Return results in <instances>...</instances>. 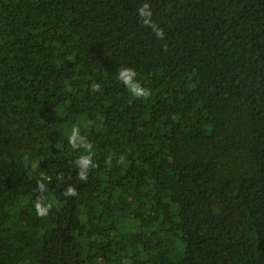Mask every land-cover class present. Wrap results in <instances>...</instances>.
<instances>
[{"label":"trees","instance_id":"16d2710c","mask_svg":"<svg viewBox=\"0 0 264 264\" xmlns=\"http://www.w3.org/2000/svg\"><path fill=\"white\" fill-rule=\"evenodd\" d=\"M0 264H264V0H0Z\"/></svg>","mask_w":264,"mask_h":264},{"label":"clouds","instance_id":"9594fccd","mask_svg":"<svg viewBox=\"0 0 264 264\" xmlns=\"http://www.w3.org/2000/svg\"><path fill=\"white\" fill-rule=\"evenodd\" d=\"M148 9V5L145 4L143 7H141L139 9V15L144 18V17H150V13L147 12ZM143 23L145 25H148L150 27L153 28V31L155 32V35L160 38L163 39L164 38V32L161 28L155 26L150 19L145 18L143 19ZM136 77V71L134 68L132 67H122L119 72H118V79L128 88V90L131 92V94L137 98H145L151 95V91L150 89H147L145 87H143L139 81H137L135 79ZM92 90L93 91H99L100 90V85L98 83H93L92 84ZM77 137H78V129H73L72 135L70 137V143L73 144V147L77 146ZM81 143H83V141H81ZM85 147H87L88 149H91V145L90 144H85ZM85 166H87L90 163V160L88 159H84L81 161ZM107 163H111V157L108 158V160L106 161ZM118 163H123V157L120 158V160L118 161ZM80 179L82 180H87V173L85 170H82L79 173ZM38 187L43 190L44 189V185L43 184H39ZM66 196H74L76 195V190L75 188L69 186L65 193ZM36 207V211L37 214L40 216H46L51 208V204L48 205H44L42 202L38 201L35 205Z\"/></svg>","mask_w":264,"mask_h":264}]
</instances>
